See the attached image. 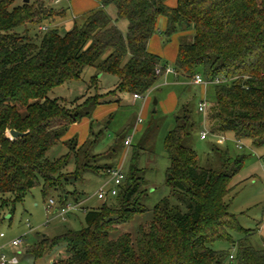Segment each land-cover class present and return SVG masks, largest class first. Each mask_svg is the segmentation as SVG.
<instances>
[{
  "label": "trees",
  "instance_id": "trees-1",
  "mask_svg": "<svg viewBox=\"0 0 264 264\" xmlns=\"http://www.w3.org/2000/svg\"><path fill=\"white\" fill-rule=\"evenodd\" d=\"M14 2L0 0V194H12L13 205L36 186L45 198L61 189L60 207L67 204L66 182L87 169L99 139L79 143L73 136L65 141L67 153L54 159L46 155L72 124L92 115L99 96H89L81 104L76 99L73 106L50 98V91L80 79L83 69L92 66V82L110 73L118 83L109 92L144 97L165 73L162 58L148 47L161 17L166 19L163 33L168 40L183 33L176 74L191 81L200 74L215 92L205 115L190 101L178 108L175 126L165 138L168 195L152 207L146 204L149 190L138 163L143 148L139 142L131 149L117 195L108 197L102 208L86 209L81 228L45 235L26 253L38 260L65 247L67 256L51 264H226L232 254L214 248L220 241L236 246L232 258L237 264H264V242L253 244V230L239 224L226 201L246 155H234L213 143L202 165L194 148L203 116L211 133L231 132L235 139L264 147V0H177L176 6L167 0H101V7L90 10L82 24L74 22L64 34L44 24L64 17L65 9L53 10L43 0ZM110 5L117 10V20L127 21L126 32L107 12ZM20 26L22 32L16 30ZM32 28H37L33 34ZM92 128L90 123V134ZM12 130L21 135L13 136ZM125 138L117 136L103 155L115 159ZM72 159L76 169L68 171ZM115 166L102 164L97 171L106 169L109 174ZM146 211L152 212V219L139 226L135 237L131 232L111 236L118 224ZM235 233L241 235L237 240Z\"/></svg>",
  "mask_w": 264,
  "mask_h": 264
},
{
  "label": "rangeland",
  "instance_id": "rangeland-1",
  "mask_svg": "<svg viewBox=\"0 0 264 264\" xmlns=\"http://www.w3.org/2000/svg\"><path fill=\"white\" fill-rule=\"evenodd\" d=\"M37 0H29L35 2ZM42 1V0H38ZM53 10L65 9L66 15L56 18L44 24L47 28H57L64 34L76 22L82 24L89 10L96 4H102L101 0H43ZM172 1V0H167ZM24 0H15L14 6L22 4ZM109 9V8H108ZM107 9V11H108ZM111 15L117 16L114 6L110 7ZM161 19V18H160ZM160 27V21L158 24ZM45 28V27H44ZM23 27H17L18 32L23 31ZM39 29V27H38ZM37 28H32L33 34ZM158 50L161 51L165 45H172L180 38L168 40L163 31L159 29ZM169 54L171 56H169ZM162 62L168 67L175 69V57L171 53L162 54ZM96 74V69L86 66L78 80L65 82L54 87L49 97L60 101L67 100L69 105L82 103L89 96L98 95L96 105L90 117L83 118L78 123L72 124L67 130L62 140L54 145L48 152L47 157L54 159L68 152L65 141L77 136L79 143L90 138H98L92 155L88 160L87 169L80 171L79 178H72L66 182V189L70 191L68 202L75 205L70 213L64 216L55 214V208L60 207L61 189L51 190L45 198L41 186L32 188L22 201L12 204V194H0V233L5 236L0 238L2 251L8 256L16 255L18 264H51L52 261L60 257L67 256L65 247L60 246L52 252L44 255L38 260L26 253V249L31 248L45 235L54 236L62 233L67 228L79 229L85 225V210L90 208H102L105 200L97 197L98 190L105 186L109 189L113 186L109 174L105 170L97 171V167L102 164L114 163L121 166L125 172L128 171L131 157V149L139 142L143 148L140 151L139 167L143 168L145 179L144 186L149 190L145 200L149 207H152L159 199L170 193V188L166 184V170L170 160L165 148V138L167 133L175 126V116L179 106L190 101L195 108L201 101L207 102L208 106L215 101L213 84L195 85L191 80L183 75H179L177 80L166 81L160 87L152 88L144 97L134 99L130 93L114 90L118 77L110 73H102L97 82H92V76ZM164 81V80H163ZM155 98L158 100L155 103ZM156 109V111H154ZM24 112V108L20 107ZM208 112V110H207ZM204 115V114H202ZM204 117L201 130H208V137L201 139L198 135L194 139V148L198 154L199 163L204 165L209 157L211 145L216 143L223 147H228L234 155L245 154L246 159L241 170L233 179L234 190L226 197L230 212L234 213L241 226L253 230L251 237L253 244L261 246L264 242V147H255L249 139H240L243 147L236 146L234 134H213L209 131V123ZM90 123L93 133L90 134ZM100 131V132H99ZM100 133L98 137L95 134ZM130 137V146L124 143L123 150L116 155L115 159H109L103 155L113 144L117 136ZM220 135V136H219ZM126 139V138H125ZM118 160V161H117ZM117 161V162H116ZM76 166L74 159L69 162L68 171H74ZM50 199L55 204L53 209H46ZM76 202H78L76 204ZM65 217V218H64ZM152 219V212L146 211L135 215L130 221L118 224L111 232L112 237H116L123 232H131L135 237L140 225L148 224ZM241 235L234 234L235 240ZM15 238H22L20 246H12L10 242ZM216 249H229L232 256L235 255L236 246L224 242H216ZM226 264H237V261L228 257Z\"/></svg>",
  "mask_w": 264,
  "mask_h": 264
},
{
  "label": "built area",
  "instance_id": "built-area-1",
  "mask_svg": "<svg viewBox=\"0 0 264 264\" xmlns=\"http://www.w3.org/2000/svg\"><path fill=\"white\" fill-rule=\"evenodd\" d=\"M58 1V0H56ZM44 27H42L43 29ZM161 68L157 69V73H160ZM174 69L166 66L165 68V73H169V72H173ZM220 80L217 79L215 82H219ZM192 83L195 85H202V84H207L206 80L200 75L197 74L193 80ZM134 99H140L141 97H143L142 95L139 94H134L133 95ZM207 108H208V104L205 101H201L198 103V110L199 112L203 113L204 115L207 112ZM208 137V130H202L200 133V138L201 139H206ZM131 138L127 137L125 140V145L126 146H130L131 145ZM236 146L239 147L240 149L243 147V145L240 143V139L236 140ZM109 177H110V181L113 182V186L110 187L109 189H105V186H102L98 192H97V197L99 199H103L106 200L108 197L111 196H115L118 193V188L119 185L123 182V179L125 178V171L124 169L117 165L113 168H111L109 170ZM55 204L53 199H50L46 209H53V205ZM75 205L67 203L66 205H63L61 207H59V209H57V214H60L62 216H64L65 214L70 213L73 209H75ZM65 218V217H64ZM5 236V234L3 232L0 233V238H3ZM23 243V239L22 238H15L10 242V245L12 246H20ZM2 245H0V264H18L19 260L18 257L16 255H12V256H8L5 252L2 251ZM232 258V255H231Z\"/></svg>",
  "mask_w": 264,
  "mask_h": 264
},
{
  "label": "crops",
  "instance_id": "crops-1",
  "mask_svg": "<svg viewBox=\"0 0 264 264\" xmlns=\"http://www.w3.org/2000/svg\"><path fill=\"white\" fill-rule=\"evenodd\" d=\"M167 4L168 5H170V6H176V4H177V0H172V1H167ZM102 6V4L100 5V4H96V6L95 7H97V8H99V7H101ZM111 6H113V5H110V6H108L107 8H106V10L108 9V13H109V15L111 16V18L116 22V24L119 26V28L123 31V32H126V30H127V21L126 20H124V19H120V20H117V16L115 17V16H112L111 15V10L112 9H110V7ZM93 9H94V7H93ZM92 10V9H91ZM115 10H116V8H115ZM90 11V10H89ZM116 13H117V10H116ZM160 21V27H159V29H161L162 31H164V29H165V27H166V19L164 18V17H161V19L159 20ZM73 26V25H72ZM71 26V27H72ZM159 26V25H158ZM70 27V28H71ZM183 35V33H177V34H175V35H173L172 37H171V39H170V41H172L173 39H175L176 40V38L178 37V38H180L181 36ZM158 44H159V34L156 32L153 36H152V38H151V40L149 41V45H148V47H149V50L151 51V52H153V53H155V54H157V55H159L161 58H163L162 57V54L164 55V54H166L167 56H168V53H171L172 55H174V57H175V59H176V55H177V51H178V45H179V41L178 40H176V43L175 44H172V45H170V44H168V45H165V47L163 46L162 47V50L161 51H159L158 50ZM169 56H171L170 54H169ZM163 63V62H162ZM164 64V63H163ZM166 66H167V64H165ZM177 77H179V75H177L176 74V72L175 71H173V72H169V73H164V75H163V77L161 78V80H160V82L158 83V85L156 86L157 88L158 87H160L163 83H166V81H171V79L172 80H177ZM164 80V81H163ZM163 82V83H162ZM220 136V135H219ZM82 140V139H81ZM80 139H79V141L80 142H84L85 140H83V141H81ZM237 140V139H236ZM236 140H235V143H236ZM68 201V200H67ZM67 203H69V202H67ZM78 205V204H77ZM57 209L58 208H55V210H54V212H55V214H57ZM71 214V213H70Z\"/></svg>",
  "mask_w": 264,
  "mask_h": 264
},
{
  "label": "water",
  "instance_id": "water-1",
  "mask_svg": "<svg viewBox=\"0 0 264 264\" xmlns=\"http://www.w3.org/2000/svg\"><path fill=\"white\" fill-rule=\"evenodd\" d=\"M29 0H24V2H28ZM157 99L155 98V103H157ZM154 111H156V109H154ZM11 134L13 135V136H19V135H21L19 132H16V131H14V130H12L11 131Z\"/></svg>",
  "mask_w": 264,
  "mask_h": 264
}]
</instances>
